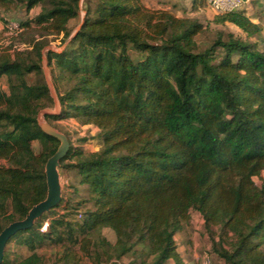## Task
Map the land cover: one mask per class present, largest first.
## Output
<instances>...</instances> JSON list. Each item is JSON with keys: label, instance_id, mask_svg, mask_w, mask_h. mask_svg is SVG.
Segmentation results:
<instances>
[{"label": "trees", "instance_id": "1", "mask_svg": "<svg viewBox=\"0 0 264 264\" xmlns=\"http://www.w3.org/2000/svg\"><path fill=\"white\" fill-rule=\"evenodd\" d=\"M18 3L40 11L16 32L34 34L31 48L0 53V232L47 198L46 164L62 145L38 119L55 104L44 56L60 105L46 120L72 117L95 130L78 144L66 135L59 166L72 172L73 198L61 189L56 204L11 234L0 264H46L38 252L46 240L64 245L56 260L65 264H184L175 235L194 211L213 264H264V50L222 32L199 48L202 22L143 0H0V20L1 7ZM215 21L261 31L240 10ZM60 36L70 37L62 49L42 52ZM62 202L68 211L44 224ZM15 237L31 253L12 260Z\"/></svg>", "mask_w": 264, "mask_h": 264}, {"label": "rangeland", "instance_id": "2", "mask_svg": "<svg viewBox=\"0 0 264 264\" xmlns=\"http://www.w3.org/2000/svg\"><path fill=\"white\" fill-rule=\"evenodd\" d=\"M144 4L152 9H164L168 10L177 16L180 17H190L196 18L200 22L203 23L204 28L201 33H199L196 37L197 42L199 44V48H204L209 43H211L217 35L222 32L225 36L228 33L234 34L236 37H241L244 40L251 41L261 49L264 50V0H243V3L238 7L237 10L243 11L251 20L260 25L261 31L255 33L253 35H248L245 31H243L239 26L235 25L231 22H216L215 17L220 13L216 10L212 4H210L209 0H205L204 5H199L198 7H194L191 0H143ZM12 9L10 11L4 10V7H1V12L4 19L0 20V53L6 51L12 45L19 46L20 50H25L30 47V41L34 34L27 33L23 35H18L16 29V23L19 20H24L28 17H33L37 12L40 11V6L32 9L29 14H26V7L22 6L20 3L9 5ZM8 7V6H7ZM84 10L81 11L80 16L70 21V28L72 33L76 29V27L82 22L84 16ZM19 24V23H18ZM35 35H38V32H35ZM69 38V37H68ZM67 39V38H66ZM69 41V40H68ZM67 44L66 40L61 41V36L57 38L55 41L51 43V46L54 49L60 50L62 47ZM27 45V47H26ZM45 47L42 49L44 51ZM14 49L11 48V51ZM46 51V50H45ZM44 51V52H45ZM45 58V56H44ZM45 64V65H44ZM43 69L44 76L48 84H50L52 89L53 98L57 94L55 92L53 78L51 74V68L47 63H44L43 60ZM31 81L34 80L35 76L32 74L29 76ZM3 88L5 90L8 89L7 79L4 78L2 81ZM55 104L52 107H45L39 113L38 118L43 119L47 122L51 127H56L60 130L62 134L67 135L74 144H78L79 138L81 137H89L92 132H94V128L82 124L78 120L72 117L68 118H60V119H50L46 120L44 114L46 113H58L60 110V105L57 107V102L54 98ZM41 121L44 124V121ZM86 145H97L98 140L94 139L91 141H85ZM33 147L35 151H39L41 145L39 141L33 142ZM57 170V171H56ZM54 171L56 173L57 183L59 184L60 189L64 190V194L66 198H73L71 196L72 191H68L67 184L71 182L73 178L72 172L69 170H65V168L60 167L59 165L54 166ZM256 183L260 184L261 179L259 177H255ZM74 200L71 201V205L74 204ZM65 202H62L61 205L55 208L54 212H52L44 221V224L47 220L51 219V215H57L59 213H63L68 211L65 209ZM71 210V209H70ZM195 212V211H194ZM78 214L74 212L69 215V219L75 220L78 219ZM43 224V225H44ZM42 229L46 228L44 225ZM103 234L112 242L115 240V233L108 228L103 229ZM70 245V243H67ZM75 248V247H74ZM77 248V247H76ZM6 251L10 254L11 259L20 258L22 256H27L31 252L28 247L24 244L19 243V237L13 238L6 246ZM205 247L202 248L201 254L205 253ZM38 252L42 254L47 261L46 264H65L63 261L57 262V258L61 256L64 252V245L62 243H57L54 240H46L44 241L38 248ZM129 262V258H125L123 261L118 262V264H127ZM79 264H93L88 258H84ZM101 264H113L111 262H103Z\"/></svg>", "mask_w": 264, "mask_h": 264}, {"label": "water", "instance_id": "3", "mask_svg": "<svg viewBox=\"0 0 264 264\" xmlns=\"http://www.w3.org/2000/svg\"><path fill=\"white\" fill-rule=\"evenodd\" d=\"M81 24H79L74 32H76L80 28ZM70 39L67 38L66 42ZM66 45V44H65ZM64 47V46H63ZM49 49H54L51 45H48L45 47V50ZM43 51V52H44ZM44 63H47L46 58L43 59ZM45 65V64H44ZM50 86V84H49ZM51 89V86H50ZM52 93V89H51ZM56 102H57V107H59V101L58 97H54ZM41 127L48 133L53 134L57 136L61 141L62 145L59 148V150L51 157L49 158L47 164H46V173H47V178H48V195L47 198L40 202L39 204L35 205L28 215L26 216L25 219L23 220H18L10 223L8 226H6L1 232H0V263L3 260V255H4V247L6 244V241L8 237L17 232L20 229L27 228L28 226L32 225L35 221V219L44 211L49 210L54 204L57 203V201L60 198V193L61 189L59 187V184L57 183V178H56V173L54 171V166L59 165V159L66 153L68 147H69V142L66 136L57 130H55L53 127H51L47 122H45L43 119L38 118ZM44 121L45 123L42 124L41 121ZM57 171V170H56Z\"/></svg>", "mask_w": 264, "mask_h": 264}, {"label": "crops", "instance_id": "4", "mask_svg": "<svg viewBox=\"0 0 264 264\" xmlns=\"http://www.w3.org/2000/svg\"><path fill=\"white\" fill-rule=\"evenodd\" d=\"M203 224L204 220L200 213L192 212L190 222L175 235L184 264H200L202 248L205 247V250L209 251L211 247V238L204 230Z\"/></svg>", "mask_w": 264, "mask_h": 264}, {"label": "built area", "instance_id": "5", "mask_svg": "<svg viewBox=\"0 0 264 264\" xmlns=\"http://www.w3.org/2000/svg\"><path fill=\"white\" fill-rule=\"evenodd\" d=\"M209 2L220 13H224L227 11L237 10L238 7L243 3V0H209ZM18 23H16L17 30L19 29ZM200 264H213V260L209 251H206L203 254Z\"/></svg>", "mask_w": 264, "mask_h": 264}]
</instances>
